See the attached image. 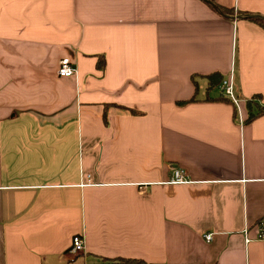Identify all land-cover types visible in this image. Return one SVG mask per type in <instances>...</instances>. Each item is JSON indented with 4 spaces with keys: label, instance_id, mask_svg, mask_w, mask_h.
<instances>
[{
    "label": "crops",
    "instance_id": "1",
    "mask_svg": "<svg viewBox=\"0 0 264 264\" xmlns=\"http://www.w3.org/2000/svg\"><path fill=\"white\" fill-rule=\"evenodd\" d=\"M230 71L236 106L205 77ZM252 97L257 113L258 21L203 0H0V264H264L246 242L264 214Z\"/></svg>",
    "mask_w": 264,
    "mask_h": 264
},
{
    "label": "built area",
    "instance_id": "2",
    "mask_svg": "<svg viewBox=\"0 0 264 264\" xmlns=\"http://www.w3.org/2000/svg\"><path fill=\"white\" fill-rule=\"evenodd\" d=\"M56 73L59 77L68 78L70 76H74L76 74V67H74L70 58L63 57L59 60L57 65ZM218 90L220 94L224 97H227L232 103L236 106L239 101L238 94L235 91L234 85V76L230 71L229 74L222 78L221 82L218 85ZM264 108V107H263ZM170 184H182L189 183V179L185 173V171L181 168H174L172 170L168 180L166 181ZM87 183V182H86ZM85 183V184H86ZM83 185V184H82ZM254 238H246V242H250L251 240L258 241L262 245V250L264 252V214L259 219L254 222ZM246 231V230H245ZM212 233L207 232L203 235V238L207 241L211 240ZM70 252L77 253L84 250L83 238L81 235H73L71 239Z\"/></svg>",
    "mask_w": 264,
    "mask_h": 264
},
{
    "label": "trees",
    "instance_id": "3",
    "mask_svg": "<svg viewBox=\"0 0 264 264\" xmlns=\"http://www.w3.org/2000/svg\"><path fill=\"white\" fill-rule=\"evenodd\" d=\"M228 13H231V12H229V11H227ZM250 19H252V20H255L256 22L258 21V22H260L262 25H264V20L263 19H259V18H257V19H255V18H250ZM206 78H208L209 79V82H208V87H217L218 88V84L221 82V80H222V78L223 77H221L219 74H217V73H215V74H209V75H206L205 76ZM220 98H223L224 100H228L229 102L231 101V100H229L227 97H224V96H222L221 94H220ZM256 98L255 97H252V98H250V99H247L246 100V105L248 106V115H247V117H246V121H250L251 119H253L254 117H256L257 115H259L261 112H263L264 111V108L262 109V108H260L258 111H257V113H253V111H252V107L254 106V105H252L253 104V100H255ZM190 100H194L193 98L192 99H190ZM232 102V101H231ZM257 108H259V107H257ZM236 110H235V116H236ZM69 251H70V248H69ZM119 260H121V261H126V262H131V261H133V260H135V259H133V260H131V259H125V258H118Z\"/></svg>",
    "mask_w": 264,
    "mask_h": 264
},
{
    "label": "water",
    "instance_id": "4",
    "mask_svg": "<svg viewBox=\"0 0 264 264\" xmlns=\"http://www.w3.org/2000/svg\"><path fill=\"white\" fill-rule=\"evenodd\" d=\"M205 3L209 4L211 7H213L222 17H229L231 19H234V20H237V19H242L243 17H246V18H259V19H263L264 20V17H261L259 15H250V14H242V15H225V13L219 9V7L214 4L213 2H211L210 0H203Z\"/></svg>",
    "mask_w": 264,
    "mask_h": 264
},
{
    "label": "rangeland",
    "instance_id": "5",
    "mask_svg": "<svg viewBox=\"0 0 264 264\" xmlns=\"http://www.w3.org/2000/svg\"><path fill=\"white\" fill-rule=\"evenodd\" d=\"M219 85V84H218ZM121 263H125V264H128L129 262H126V261H121L119 260Z\"/></svg>",
    "mask_w": 264,
    "mask_h": 264
}]
</instances>
